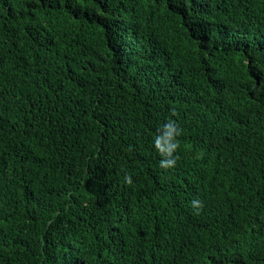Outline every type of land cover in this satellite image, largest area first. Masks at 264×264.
Listing matches in <instances>:
<instances>
[{"label": "trees", "instance_id": "trees-1", "mask_svg": "<svg viewBox=\"0 0 264 264\" xmlns=\"http://www.w3.org/2000/svg\"><path fill=\"white\" fill-rule=\"evenodd\" d=\"M0 264H264V0H0Z\"/></svg>", "mask_w": 264, "mask_h": 264}, {"label": "clouds", "instance_id": "clouds-1", "mask_svg": "<svg viewBox=\"0 0 264 264\" xmlns=\"http://www.w3.org/2000/svg\"><path fill=\"white\" fill-rule=\"evenodd\" d=\"M179 136L180 130L171 119H168L157 128V132L153 140V148L156 153L162 157L160 160V167L162 169H173L176 166V154L180 148L178 139ZM123 179L128 185L132 184L131 176L125 175ZM191 207L194 210H199L202 207L201 201L197 199L192 200Z\"/></svg>", "mask_w": 264, "mask_h": 264}]
</instances>
